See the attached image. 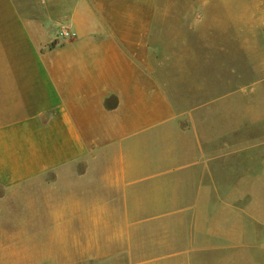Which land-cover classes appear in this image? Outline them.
<instances>
[{"label":"crops","instance_id":"0c3cea01","mask_svg":"<svg viewBox=\"0 0 264 264\" xmlns=\"http://www.w3.org/2000/svg\"><path fill=\"white\" fill-rule=\"evenodd\" d=\"M158 10L0 0V264H264V120Z\"/></svg>","mask_w":264,"mask_h":264},{"label":"rangeland","instance_id":"374dc122","mask_svg":"<svg viewBox=\"0 0 264 264\" xmlns=\"http://www.w3.org/2000/svg\"><path fill=\"white\" fill-rule=\"evenodd\" d=\"M156 2L166 44L179 45L181 58H195L197 75L217 85L213 99L243 102L238 114L245 117V146L251 147L253 122L258 116L264 120V0ZM226 109L236 113V107Z\"/></svg>","mask_w":264,"mask_h":264},{"label":"built area","instance_id":"2783aa9c","mask_svg":"<svg viewBox=\"0 0 264 264\" xmlns=\"http://www.w3.org/2000/svg\"><path fill=\"white\" fill-rule=\"evenodd\" d=\"M74 36V34L69 30L67 26H60L55 39L57 40H69Z\"/></svg>","mask_w":264,"mask_h":264}]
</instances>
